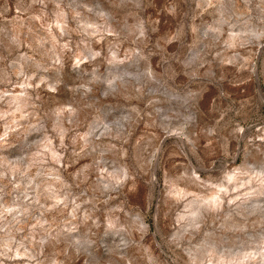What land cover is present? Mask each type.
Masks as SVG:
<instances>
[{
  "label": "rangeland",
  "instance_id": "374dc122",
  "mask_svg": "<svg viewBox=\"0 0 264 264\" xmlns=\"http://www.w3.org/2000/svg\"><path fill=\"white\" fill-rule=\"evenodd\" d=\"M0 264H264V0H0Z\"/></svg>",
  "mask_w": 264,
  "mask_h": 264
}]
</instances>
